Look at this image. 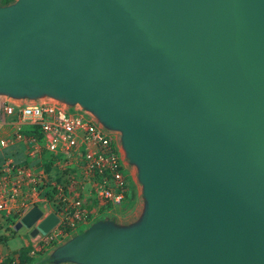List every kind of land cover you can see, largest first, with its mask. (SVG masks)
Wrapping results in <instances>:
<instances>
[{
	"label": "water",
	"instance_id": "obj_1",
	"mask_svg": "<svg viewBox=\"0 0 264 264\" xmlns=\"http://www.w3.org/2000/svg\"><path fill=\"white\" fill-rule=\"evenodd\" d=\"M0 93L81 106L139 168L140 222L97 221L54 260L264 264V0H17ZM44 216L15 229L47 235Z\"/></svg>",
	"mask_w": 264,
	"mask_h": 264
},
{
	"label": "built area",
	"instance_id": "obj_2",
	"mask_svg": "<svg viewBox=\"0 0 264 264\" xmlns=\"http://www.w3.org/2000/svg\"><path fill=\"white\" fill-rule=\"evenodd\" d=\"M119 135L81 106L55 98L18 110L6 100L0 102V149L23 145L29 161L22 165L12 157L0 156V238L6 227L14 229L34 207L51 204L59 222L43 237L48 245L63 244L90 223L82 193L89 190L100 209L123 203L129 180ZM42 154L50 155L69 173L67 184H53L56 193L52 198L45 193L48 174L35 166ZM11 219L16 221L13 226L8 224Z\"/></svg>",
	"mask_w": 264,
	"mask_h": 264
},
{
	"label": "rangeland",
	"instance_id": "obj_3",
	"mask_svg": "<svg viewBox=\"0 0 264 264\" xmlns=\"http://www.w3.org/2000/svg\"><path fill=\"white\" fill-rule=\"evenodd\" d=\"M0 6L2 5L0 4ZM5 100L10 102V104L16 107V110H18L19 106L41 104L46 101V97L36 100H31L28 98L16 99L0 93V102ZM12 148L14 149L13 151L16 159H18L21 164H26L24 160L26 156V150L23 149V147H21L20 145ZM119 148L129 180V191L127 198L120 205H112L108 207V212L101 211L91 214L90 223L86 226L79 227L78 231L74 233L72 237L65 243L80 235L81 233L87 231L97 221H111L119 227H128L140 222V220L144 216L147 208V201L143 194V185L139 180V168L136 164H133L129 161L126 155V151L123 148L121 134L119 135ZM10 149H7V151ZM122 149L125 151V156L122 153ZM42 159L44 160H41L39 163L38 161H36V163H38L39 167H43L45 169L50 178L49 184L57 182L55 180L57 178L60 179V169L54 167L53 164L49 162V158L47 155L43 156ZM58 181L64 182V178H61ZM66 182H68V180H66ZM39 207L46 212H49L51 210V207H48L46 209L43 205H40ZM14 222L16 221L11 219L9 220L8 224L13 226V224H15ZM4 229L5 228H3V230ZM6 231L7 232L5 233L2 231L4 236L0 238V259L2 260V262L8 257H12L14 263L18 262V255H16V253L22 248L28 247L30 244H32V252L30 255L33 258V262L31 264H76L72 262H58L53 259L54 253L65 243L59 245H48L46 244V239L43 237V235L32 237L31 230H28L26 228L16 230L15 228L13 229L11 227H6Z\"/></svg>",
	"mask_w": 264,
	"mask_h": 264
},
{
	"label": "crops",
	"instance_id": "obj_4",
	"mask_svg": "<svg viewBox=\"0 0 264 264\" xmlns=\"http://www.w3.org/2000/svg\"><path fill=\"white\" fill-rule=\"evenodd\" d=\"M18 146V145H17ZM21 147H23V149H25V147L23 146V145H20ZM13 147H16V146H13ZM10 148H12V147H10ZM10 148H8V149H10ZM14 149L12 148V149H10V150H1L0 149V156H6V157H12V158H14L19 164H21V162L20 161H18V159H16V157H15V155H14V151H13ZM26 150V149H25ZM46 155V154H45ZM45 155H41V158L38 160V163L42 160H44V159H42V157L43 156H45ZM25 162H26V164L28 165L29 164V161L27 160V156H25ZM53 161V166L54 167H56V168H58V169H60V171H61V175L59 176V177H61L62 175L64 176V179H66V180H68V176H69V173L67 172V171H64V169H63V165L62 164H59V163H55V161L54 160H52ZM38 163H36V168H38V169H40V168H43V167H39L38 166ZM26 164H22V165H26ZM45 170V169H44ZM49 180H50V178H49ZM68 182H66V184H67ZM53 184L54 185H57L58 183L57 182H54V183H51V184H49V182H48V184L46 185L47 187L45 188V193H46V195L47 194H55L56 193V188H55V186H53ZM50 185V186H49ZM58 185H61V184H58ZM65 185V184H64ZM88 190V189H87ZM89 191V190H88ZM88 191H85V193H82V195H81V197L83 198V200L85 201V206L87 207V209L89 210V212H90V214H94V213H96V212H101V211H106V212H108L107 210H108V208H104V209H100L99 208V205H97V203L93 200V199H91V197H92V195L91 194H89L88 193ZM129 191V190H128ZM44 206V208L46 209V208H48V207H51V210L49 211V212H46V211H43L40 207V209L44 212V218L45 217H47L48 215H50V214H53L54 212H55V209L53 208V206H51V204H47V205H43ZM0 248H1V246H0Z\"/></svg>",
	"mask_w": 264,
	"mask_h": 264
},
{
	"label": "trees",
	"instance_id": "obj_5",
	"mask_svg": "<svg viewBox=\"0 0 264 264\" xmlns=\"http://www.w3.org/2000/svg\"><path fill=\"white\" fill-rule=\"evenodd\" d=\"M17 0H0V4L2 5V6H9V5H11V4H13V3H15ZM47 156H48V158H49V162L51 163V164H53V161H52V158H51V156L50 155H48V154H46ZM57 178V177H56ZM61 178H64V176L62 175L61 177H60V179ZM51 179H52V177H51ZM60 179H56L55 181H57L58 182V184H61V185H64V184H66V179H64V182H59L58 180H60ZM52 195L53 194H47V196L49 197V198H52ZM127 196H128V194H127ZM127 198V197H126ZM0 243H1V239H0ZM31 252H32V244H30L28 247H24V248H22L20 251H18L17 253H16V255H18V262H16V263H14V260H13V258L12 257H8V258H6L3 262H1L0 264H7V263H12V264H31L32 262H33V258L31 257Z\"/></svg>",
	"mask_w": 264,
	"mask_h": 264
},
{
	"label": "bare ground",
	"instance_id": "obj_6",
	"mask_svg": "<svg viewBox=\"0 0 264 264\" xmlns=\"http://www.w3.org/2000/svg\"><path fill=\"white\" fill-rule=\"evenodd\" d=\"M122 153H123V155L125 156V151L122 149Z\"/></svg>",
	"mask_w": 264,
	"mask_h": 264
}]
</instances>
